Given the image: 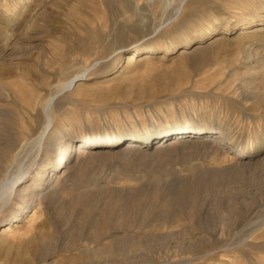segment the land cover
Masks as SVG:
<instances>
[{
    "label": "rangeland",
    "instance_id": "obj_1",
    "mask_svg": "<svg viewBox=\"0 0 264 264\" xmlns=\"http://www.w3.org/2000/svg\"><path fill=\"white\" fill-rule=\"evenodd\" d=\"M0 154V264H264V0H0Z\"/></svg>",
    "mask_w": 264,
    "mask_h": 264
},
{
    "label": "bare ground",
    "instance_id": "obj_2",
    "mask_svg": "<svg viewBox=\"0 0 264 264\" xmlns=\"http://www.w3.org/2000/svg\"><path fill=\"white\" fill-rule=\"evenodd\" d=\"M167 53H168V52H167ZM133 60H134L133 55H128V56H127V63H130V62H132ZM81 78H82V79L71 80V81L66 85V87H70L73 83L75 84V83H76L77 81H79V80H85V79H86V78H85V73L81 75ZM61 90H62V89H61ZM60 92H61V91H60ZM60 92H59V93H60ZM56 95H57V94H56ZM54 97H55V96H52V97L48 100L47 105H46V109L50 107L49 105L51 104V102H52V100H53ZM55 98H56V97H55ZM48 126H49V124L47 123L45 129H47ZM44 131H46V130H44ZM42 135H43V133H42ZM42 135H41V136H42ZM41 136H40V137H41ZM108 139H110V138H107L106 140H108ZM127 149H128V148H127ZM80 152H81V151H80ZM17 155H18V152H15V151H14V153H12V150H11L10 148L5 149V150L2 152V156H1V154H0V156H1V160H3V161L5 160V162H7L8 164H12V163L15 161V159L17 158ZM79 156H80V154H79ZM18 174H19V173H18ZM17 176H18V175H17ZM17 176L13 177L11 186L9 185L10 181H8V182L3 181V182L0 184V201H1V200H4V199H8V198H10V197L13 195V193L16 192V189H17V187H18V181H19L20 178H21V177H17ZM18 216H19V215H16V216H15V220H17ZM10 230H11V227H10L9 225H7V226H5V227L3 228L2 233H8Z\"/></svg>",
    "mask_w": 264,
    "mask_h": 264
}]
</instances>
